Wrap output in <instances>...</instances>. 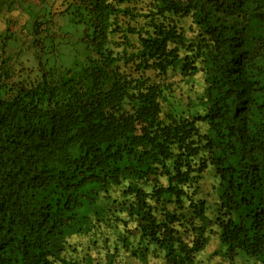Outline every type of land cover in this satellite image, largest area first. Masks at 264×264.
Listing matches in <instances>:
<instances>
[{"label": "trees", "instance_id": "trees-1", "mask_svg": "<svg viewBox=\"0 0 264 264\" xmlns=\"http://www.w3.org/2000/svg\"><path fill=\"white\" fill-rule=\"evenodd\" d=\"M60 1L82 27L83 58L0 87V264H80L63 256L66 239L104 219L101 197L118 186L113 206L136 224L135 245L122 241L132 257L197 264L208 170L224 257L264 264V0ZM16 2L0 0V17ZM174 68L202 70V114L173 112L150 76Z\"/></svg>", "mask_w": 264, "mask_h": 264}, {"label": "rangeland", "instance_id": "rangeland-1", "mask_svg": "<svg viewBox=\"0 0 264 264\" xmlns=\"http://www.w3.org/2000/svg\"><path fill=\"white\" fill-rule=\"evenodd\" d=\"M64 9L65 4L60 0H17L14 9L0 17V71L5 77L0 81L1 88L6 90L16 82H36L42 71L56 77L73 60L83 58L84 46L80 41L82 27L70 23ZM38 23L40 25L36 31L31 30ZM190 23L189 18L181 21L186 35L192 38L196 29ZM196 65L201 68L199 62ZM150 76L166 85L173 112L184 117H190L197 112L203 113L199 108L205 87L202 70L184 77L178 68H174L161 78L154 77L153 74ZM169 109L164 103V110ZM197 124L200 131L206 129L205 123ZM216 183L211 170L205 171L198 183L196 199L205 201L206 217L211 224L206 228L208 243L196 255V263L261 264L244 255L231 260L224 257L218 228L213 222L219 213V202L214 188ZM123 199L122 187L109 188L108 193L101 197V202L109 209L104 219L93 221L87 233L67 238L63 256L80 264H102L110 257L111 264H141L122 243L126 237V242L135 245L138 239L135 222L128 220L119 213V208L113 206L114 200ZM128 230L132 233L128 234ZM148 264H162V259L150 255Z\"/></svg>", "mask_w": 264, "mask_h": 264}]
</instances>
